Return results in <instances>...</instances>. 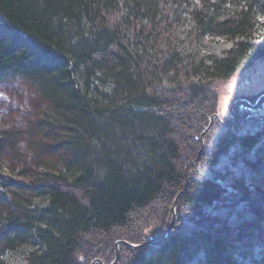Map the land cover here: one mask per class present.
I'll return each mask as SVG.
<instances>
[{
  "label": "trees",
  "instance_id": "obj_1",
  "mask_svg": "<svg viewBox=\"0 0 264 264\" xmlns=\"http://www.w3.org/2000/svg\"><path fill=\"white\" fill-rule=\"evenodd\" d=\"M219 9L218 0H0V81L22 79L36 104L27 127L1 134L0 153H18L25 133L33 155L21 161L42 170L26 183L0 176V248L36 237L39 248L27 264H91L97 257L110 264L118 239L160 240L176 203L169 238L138 250L122 244L116 264H188L197 255L205 264H231L240 248L228 241L233 228L202 223L225 189L199 178L193 162L212 164L233 144L249 150L263 136L225 135L212 152L198 153L216 109L215 81L235 75L248 58H264V46L238 42L194 78L198 68L175 37L186 15L195 43L208 32L238 38L253 30V5L234 14ZM169 69L179 77L174 86L164 81ZM35 196L48 205L34 208ZM152 221L159 229L146 237L141 225Z\"/></svg>",
  "mask_w": 264,
  "mask_h": 264
},
{
  "label": "rangeland",
  "instance_id": "obj_2",
  "mask_svg": "<svg viewBox=\"0 0 264 264\" xmlns=\"http://www.w3.org/2000/svg\"><path fill=\"white\" fill-rule=\"evenodd\" d=\"M218 1L221 6L219 12L224 14H234L242 8L253 5L255 26L246 37L231 38L226 33L208 32L199 43H195L190 37L193 21L188 15L183 17L177 24L175 37L183 56L193 59L196 68H198L194 73V78H203L205 75L204 65L208 66L214 60L226 57L238 42L243 41L255 46H264V0ZM251 58L244 61L243 69L235 75L215 81L216 109L208 117L207 124L200 134L202 146L198 153L200 154L205 147L207 153L212 152L219 138L225 135L230 136L234 133L239 135L261 130L263 136L249 150L241 149L237 143L233 144L224 150L218 160L212 164L204 161L193 162V165L197 163L195 171H193L199 174V178L216 180L225 189L224 199L215 205L211 216L205 218L202 223L206 226L212 225L214 229L225 224L226 227L233 228L228 233V241L240 248L235 249L231 264H258L261 251L264 249V212L261 218L257 213L259 209L264 211V116L257 111L254 114L248 112L251 117H247L248 115L245 113V115L240 114L238 108L239 106L246 107L248 98L255 99L260 95L264 96V58ZM250 60L254 61L251 65L247 64ZM178 78L174 69H169L164 73V81L169 86H174ZM33 97L29 86L22 79L10 78L0 81V138L3 132L15 129L23 130L27 127V119L32 116L36 107ZM214 114L218 117L212 118V124L209 127ZM26 137L27 134L24 133L17 139L18 153H14L12 149L0 153V176L7 175L16 181L25 183L38 181V172L42 171L41 168H38L36 164L33 165L30 160L23 163L20 158L23 155L25 157L29 154L33 155V152L28 151L27 146L30 141ZM3 191L4 188L0 185V195ZM32 201L33 207L36 209H43L48 205V198L45 196H35ZM174 205L178 208L176 203ZM0 207H3L1 203ZM172 218L173 215L168 226ZM178 218L179 208L175 223ZM245 222H253V228L242 227ZM187 224L189 223H185V225ZM190 225H187L186 228L190 229ZM158 229L156 221H152L141 225V234L150 237L157 233ZM153 239L149 238L145 241ZM127 241L135 244L143 243V241ZM149 246L151 245L145 247ZM251 246H254V249L246 251V247ZM38 248L36 237L20 244L13 250L0 248V262L2 264H27L29 254ZM147 254L153 257L154 249L147 250ZM200 255L202 254L200 253ZM201 260V257L197 255L188 264H205Z\"/></svg>",
  "mask_w": 264,
  "mask_h": 264
},
{
  "label": "water",
  "instance_id": "obj_3",
  "mask_svg": "<svg viewBox=\"0 0 264 264\" xmlns=\"http://www.w3.org/2000/svg\"><path fill=\"white\" fill-rule=\"evenodd\" d=\"M264 106V103L261 104L259 107H263ZM258 107V108H259ZM259 108V110L261 109ZM214 116H217L216 114H214L212 117H211V121H210V125L209 127L211 126L212 124V118ZM218 117V116H217ZM173 211H174V214H173V218L167 228V230L164 232L162 238L160 240H150V241H145L143 243H139V244H135V243H130L128 242L127 240H123V239H120V240H117L116 243H115V258L114 260L111 262V264H116L118 259L120 258V245L121 244H126L127 246H129L130 248H135V249H140V248H143L145 246H148V245H151V246H154V245H158L159 243L165 241L166 239L169 238L170 234H171V231L173 229V226H174V223H175V220L177 218V212H178V208L176 207V205H174L173 207ZM96 263H99V264H105V262L101 259V258H95L94 260H92L91 264H96Z\"/></svg>",
  "mask_w": 264,
  "mask_h": 264
},
{
  "label": "flooded vegetation",
  "instance_id": "obj_4",
  "mask_svg": "<svg viewBox=\"0 0 264 264\" xmlns=\"http://www.w3.org/2000/svg\"><path fill=\"white\" fill-rule=\"evenodd\" d=\"M264 97V96H263ZM261 95L255 99L253 98H248L247 99V106L244 107V109L247 112H250L252 114L257 113V111H259V113H261L262 116H264V106L259 110L258 106L261 105L262 103H264V98ZM242 99V98H241Z\"/></svg>",
  "mask_w": 264,
  "mask_h": 264
}]
</instances>
